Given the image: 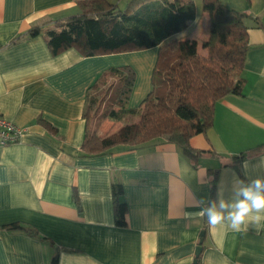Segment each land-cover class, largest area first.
I'll list each match as a JSON object with an SVG mask.
<instances>
[{"label": "crops", "instance_id": "crops-1", "mask_svg": "<svg viewBox=\"0 0 264 264\" xmlns=\"http://www.w3.org/2000/svg\"><path fill=\"white\" fill-rule=\"evenodd\" d=\"M233 2L248 28L242 89L216 101L211 127L190 138V157L161 138L84 153L88 97L117 64L112 55L126 51L53 55L45 32L80 13L78 1L0 0V115L23 129L19 142L0 146V264H51L54 255L57 264H194L202 231L199 264H264V227L210 230L194 215L210 200L215 172V196L229 195L237 178L264 177V151H247L264 144V0ZM33 26L40 32L29 36ZM187 37L204 51L206 37ZM151 55L126 109H139L152 89L158 50ZM126 117L110 135L138 119ZM113 183L123 190V225Z\"/></svg>", "mask_w": 264, "mask_h": 264}, {"label": "trees", "instance_id": "trees-1", "mask_svg": "<svg viewBox=\"0 0 264 264\" xmlns=\"http://www.w3.org/2000/svg\"><path fill=\"white\" fill-rule=\"evenodd\" d=\"M77 1L80 13L63 21L58 28L45 32L53 55L69 48L90 56L159 47L152 89L137 110L121 106L132 90L134 72L128 66L109 70L122 84L117 104L105 116L120 121L131 113L138 116L136 121L126 124L116 135L98 137L90 117L96 98L88 97L84 113V153L101 154L119 143L138 147L161 138L195 157L189 142L191 136L211 127L218 99L229 93H240L242 89V70L249 46L245 13L220 0H202L203 14L208 15L210 26L208 36L200 44L204 51H200L198 41L185 34L197 19L192 0H128L125 8L109 0ZM39 32L40 27L33 26L27 34L35 36ZM181 33L184 34L176 36ZM106 75L101 74L97 81ZM260 150L264 151V144L247 151ZM241 156L235 157L234 165ZM216 176L215 172L210 199L215 198ZM122 193L121 184L113 183L117 225L126 223L127 208L120 200ZM9 228L25 229L19 224H11ZM199 256L196 264H199ZM57 261L58 256L54 255L51 264H57Z\"/></svg>", "mask_w": 264, "mask_h": 264}, {"label": "rangeland", "instance_id": "rangeland-1", "mask_svg": "<svg viewBox=\"0 0 264 264\" xmlns=\"http://www.w3.org/2000/svg\"><path fill=\"white\" fill-rule=\"evenodd\" d=\"M112 3H116L118 7L125 8L128 0H109ZM195 3L196 7V20L193 22L189 28L185 31V34L191 35L193 37H207L209 32V18L206 14H203L202 10V0H192ZM222 3L232 7L233 0H220ZM230 3V4H229ZM176 34V36L183 35ZM195 35V36H194ZM156 50L159 52V47H150L146 49L140 50H132L126 51L125 53H118L119 55H112L113 62L117 64H113V67H123L128 66L133 72L134 75L136 73V84H138L139 80L145 79V69L147 65L151 63V57L153 53H156ZM145 55V56H144ZM115 56V57H113ZM119 56H124V60H119ZM158 56V55H157ZM122 62V63H119ZM137 64L138 68H135L134 65ZM144 70V71H143ZM105 73V77L102 80H99L97 86L91 93V97L96 98V104L94 111L90 114L91 117V126L94 129L96 135L98 137H105L110 135L114 129L116 128L117 121L109 119L105 116L106 112L111 108L115 107L117 94L119 88L122 84L120 78L111 74L110 71L103 72ZM135 83V78H134ZM128 121L133 117L134 119L138 117L137 115L133 116L131 113L127 115ZM126 117V118H127Z\"/></svg>", "mask_w": 264, "mask_h": 264}, {"label": "clouds", "instance_id": "clouds-1", "mask_svg": "<svg viewBox=\"0 0 264 264\" xmlns=\"http://www.w3.org/2000/svg\"><path fill=\"white\" fill-rule=\"evenodd\" d=\"M242 167H247L246 161ZM194 215L206 218L210 230L227 228L240 232L249 226L264 227V177L248 181L237 178L229 195L218 189L215 198L208 200Z\"/></svg>", "mask_w": 264, "mask_h": 264}, {"label": "built area", "instance_id": "built-area-1", "mask_svg": "<svg viewBox=\"0 0 264 264\" xmlns=\"http://www.w3.org/2000/svg\"><path fill=\"white\" fill-rule=\"evenodd\" d=\"M22 133V128L0 115V146L19 142Z\"/></svg>", "mask_w": 264, "mask_h": 264}, {"label": "water", "instance_id": "water-1", "mask_svg": "<svg viewBox=\"0 0 264 264\" xmlns=\"http://www.w3.org/2000/svg\"><path fill=\"white\" fill-rule=\"evenodd\" d=\"M203 234H204V232L202 231V232L200 233V235L203 236ZM201 242H202V238L200 239L199 245L196 247V250H195V259H194V261H193L194 264H196V262H197V257L199 256V254H200V252H201V249H202L201 246H200Z\"/></svg>", "mask_w": 264, "mask_h": 264}]
</instances>
